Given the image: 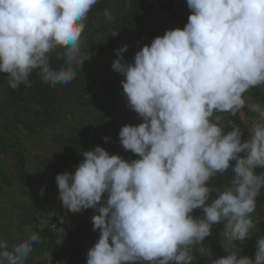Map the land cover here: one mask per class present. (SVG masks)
<instances>
[{"label": "clouds", "instance_id": "9594fccd", "mask_svg": "<svg viewBox=\"0 0 264 264\" xmlns=\"http://www.w3.org/2000/svg\"><path fill=\"white\" fill-rule=\"evenodd\" d=\"M97 2L0 0V73L9 86L31 87L37 71L50 86L73 81L75 67L90 58L82 56L81 36ZM187 4L192 14L183 29L156 37L133 63L123 62L125 45L112 64L125 77L129 107L144 121L123 126L120 143L140 159L129 162L98 146L82 153L74 174L56 176L65 209L97 213L93 230L100 236L87 264H192L191 248L219 222L229 255L213 264H264V236L257 238L255 259L233 250L256 227L251 214L264 188V172L256 171L264 169V106L248 105L259 122L246 141L239 126L225 133L220 117L211 119L224 112L242 117L244 94L264 85V0ZM58 48L64 66L57 69L51 54ZM230 168L231 186L212 198L208 182ZM198 208L199 219L190 215ZM40 240L33 231L11 251L0 241V264H24Z\"/></svg>", "mask_w": 264, "mask_h": 264}, {"label": "rangeland", "instance_id": "374dc122", "mask_svg": "<svg viewBox=\"0 0 264 264\" xmlns=\"http://www.w3.org/2000/svg\"><path fill=\"white\" fill-rule=\"evenodd\" d=\"M130 1L125 0L127 9ZM140 1L143 6L151 8L155 22L160 26L161 36L168 30L183 29L192 14L187 0ZM113 19L112 10L105 9L90 10L84 20L81 53L82 56L87 53L91 58L80 66L85 68L89 65L91 69L98 71L97 82L89 93L80 97L60 94L50 109V122L37 127L34 133L20 124L9 130L0 117V241L6 242L11 251L14 246L28 239L33 231L41 236V242L33 244L34 250L24 264H87V253L99 239L100 231L93 230L92 217L97 214L95 209L72 213L63 207L56 183L58 174H74L84 160L82 153L98 146L103 147L110 155H119L130 162L139 159L138 154L123 148L119 132L125 125L138 126L144 121L129 107L122 87L125 77L114 71L112 64L118 58V49L127 45L130 51L137 53L144 40L140 37L141 40L132 44L129 40L131 30L119 23V28H112ZM106 28L108 31H103ZM123 57V62H134L125 52ZM244 98L246 105L241 110L242 117L224 112L215 113L211 118L215 122V117L219 116V126L227 131L239 126L243 134L242 141L250 138V127L259 122L258 113L251 112L248 105L264 106V85L249 89ZM19 104L24 106L33 123L46 119L37 102L30 100L25 103L20 100ZM34 110L40 111V120L35 115L30 116ZM105 137L110 139L105 141ZM21 155L26 158L29 173L45 179L47 196L44 216L34 210L28 188L19 178ZM233 175L228 170L224 174H217L208 182L213 188L212 198L231 186ZM106 199L107 193L104 194V200ZM257 199L260 203L256 204V209L251 214L256 227L251 229L250 238L237 241V246L233 249L240 256L252 259H255L257 238L264 236V188H261ZM190 215L202 218L203 210L195 209ZM60 217L64 218L63 224L60 223ZM50 235H54L58 245L54 256L50 248L44 246ZM225 243L224 223L214 224L211 235L191 248L192 264H213L215 260L229 255L224 248ZM59 253V258L55 260L54 257L57 258Z\"/></svg>", "mask_w": 264, "mask_h": 264}, {"label": "trees", "instance_id": "16d2710c", "mask_svg": "<svg viewBox=\"0 0 264 264\" xmlns=\"http://www.w3.org/2000/svg\"><path fill=\"white\" fill-rule=\"evenodd\" d=\"M105 9H111L113 12L114 19L111 24L112 28H119L117 26V23H119L120 26L131 30L129 40L132 44H135L138 39L141 40L142 38L144 40L143 46L140 47L141 49L145 45H150L156 37L161 36L159 35L160 26L155 22L151 8L149 6H143L140 0H131L128 9L125 7V0H98L91 10ZM103 31H108V28L103 29ZM63 51L64 49L58 48L56 52L51 54V64L54 68L58 69L64 66L63 57L58 56V53H62ZM125 54L134 60L136 53L128 49ZM75 71L77 75L73 81L55 86L44 83L38 71L33 72L30 76L32 86L27 87L21 84L17 89H12L6 79V74L0 73V117L5 121V126L11 130V128L20 124L34 133L37 127L50 122V109L54 106L60 94L68 97H80L83 94L89 93L97 82L98 71L91 69L89 65L85 68L76 66ZM20 100H24L25 103H28L30 100L37 102L43 109L46 119L40 120V111L34 110L30 113V116L35 115L37 116V120L40 121L33 123L31 117H29V113L27 114L25 112L24 106L19 104ZM227 132L229 131L225 130V133ZM235 163V161H232L233 166H235ZM262 170L261 168H257V174H260ZM229 171H231V168ZM18 172L21 182L28 188L34 210L44 216L46 212L45 199L47 196L45 179L29 173L24 155H21L19 158ZM259 203L260 201L257 199L256 204ZM44 246H48L51 254L53 256L55 255L58 245L54 235H50ZM60 254H58L57 258L54 257V259L57 260ZM36 264L42 263L38 262Z\"/></svg>", "mask_w": 264, "mask_h": 264}]
</instances>
